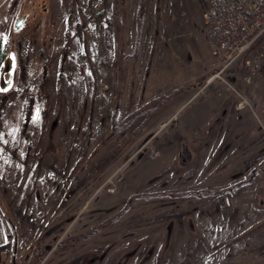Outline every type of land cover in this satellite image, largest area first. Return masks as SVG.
I'll return each mask as SVG.
<instances>
[{
	"label": "rangeland",
	"instance_id": "obj_1",
	"mask_svg": "<svg viewBox=\"0 0 264 264\" xmlns=\"http://www.w3.org/2000/svg\"><path fill=\"white\" fill-rule=\"evenodd\" d=\"M91 1L0 0V51H13L17 62L13 88L0 92V107L6 96L18 94L25 109L34 95L45 100L49 115L33 131L20 130V138L14 128L0 133V264H264V207L258 201L264 199V175L252 185V204L242 193L240 201L216 193L222 180L211 179L210 170L216 175L226 159L219 150L228 152L231 144L218 143L208 155L204 132L192 138L196 129L187 124L206 90L223 87L215 75L222 65L186 92L181 85L172 88V97L146 116H132L161 83L181 80L209 61L203 39L190 41L195 18L189 0L124 5L125 16L139 21L153 42L148 65L134 69L156 77L138 92L121 83L127 53L119 0H109L112 13L85 32L82 9ZM20 5L26 19L14 31ZM161 34H177L179 55L189 60L172 66L174 47L163 43L166 62L155 67ZM228 69L219 74L230 82L235 69ZM193 90L199 92L187 101ZM32 115L38 117V110L24 114L19 126Z\"/></svg>",
	"mask_w": 264,
	"mask_h": 264
},
{
	"label": "crops",
	"instance_id": "obj_2",
	"mask_svg": "<svg viewBox=\"0 0 264 264\" xmlns=\"http://www.w3.org/2000/svg\"><path fill=\"white\" fill-rule=\"evenodd\" d=\"M96 1L100 9L98 11L100 15L98 14L97 19L108 18L109 14L112 13L111 2L109 0ZM126 3L127 0H119L118 2L119 10H123V13L120 14L122 18H119L124 21L123 50L127 53V56H125V58L127 57L126 62L123 64L125 70L122 72L121 83L124 85V89H127V92L145 91L147 90L145 87L146 84H149V81L153 82L156 75L152 78L145 77V74L137 75L134 68L139 65H143L144 67L148 65L151 56L148 55L147 52L153 42L149 41L147 36L143 35L144 29L141 28L139 21L134 22L133 19L125 16L124 5ZM189 4L195 18V20H193L195 27L190 41L194 45L202 38L205 48L208 51V46L202 31L200 10L197 0H189ZM170 39L171 43H168ZM163 43L169 44L171 50L172 47H174L173 56L175 61L172 66H175L176 63L182 65V60H189L187 54L185 59L179 55L183 46L177 34L175 36L172 35V38L161 34L158 36L159 46L156 47L158 57L155 56L153 63L155 67L162 68L161 64L166 62V57L161 53V47L166 45ZM216 63L215 58L210 55L209 61L205 66L199 65L195 71H192L188 76H184L181 80L173 78L171 83H161L160 86L153 89L152 92H149L148 95L145 96V101L147 102L154 95L167 92L169 89L179 85L185 87L183 91H188V88H192L194 83L198 84V80L204 76L203 74L206 75L207 72L211 71ZM244 69L245 66L240 63L234 74L230 76L232 83L244 93L245 100H247L244 105L240 107L237 106L240 98L231 90L226 89L224 85L220 91L217 89L221 87L220 85H218L220 87L214 86V88L207 89L206 95L200 98L194 105L192 114L187 116V124H192L189 127L196 129L191 131L192 138H198L200 135L199 131L202 130V133L204 132L203 138L207 140L205 145L208 147L206 151L208 155H210L212 151L211 148L218 143L222 142L223 145L229 142L231 144L229 146L230 148H228V152H225V150L222 151V149L219 150V153L226 159H222L223 162L221 163L223 164H220L218 167L216 175L214 174L215 168L210 170L209 177L211 179L222 180L217 181L215 185L217 187H213L221 191L219 193L224 192L223 194L226 193V195L230 196L235 201H240L242 197L238 198V194L242 193L241 195L246 196L248 199L247 203L252 204L254 194L252 185H254L253 183L257 176L264 175V165H260L261 162L264 163V128L262 127V125L264 126V83L261 76H254L249 82H245L242 78ZM171 71L176 72V69H172ZM126 84L127 87L125 88ZM195 92V90L191 91V93L187 95L188 98L186 100L188 101L195 96ZM29 97H31L33 101L31 103V110H38V117L32 115L33 117L29 119L26 127L19 126V122L23 120L25 112L22 104L23 100L18 97V94H14L12 97L6 96L4 98L3 107H0V133H6L8 129L14 128L16 130V136L20 138V130L33 131L39 124L43 125L48 122L47 119L49 115L46 111V107H44L45 100L40 96L31 95ZM187 101H184V103ZM28 102L31 101L28 100ZM184 103H179L177 108H180ZM68 105L69 103L66 99L64 106L67 107ZM211 131H215V133L208 134V132ZM5 139L9 140L8 137H5ZM31 141H33V139L29 140V142ZM34 145H36V140H34L31 145L36 148ZM239 147L242 154L239 151ZM31 156L32 155H30V157ZM237 156L240 157L235 159ZM238 163H243V165L232 171L231 168ZM225 164L228 165L225 167ZM262 196H264L263 192ZM258 201L259 205H261L259 207L263 208L264 204L261 202L264 201V199L258 197Z\"/></svg>",
	"mask_w": 264,
	"mask_h": 264
},
{
	"label": "built area",
	"instance_id": "obj_3",
	"mask_svg": "<svg viewBox=\"0 0 264 264\" xmlns=\"http://www.w3.org/2000/svg\"><path fill=\"white\" fill-rule=\"evenodd\" d=\"M203 33L210 54L228 71L250 51L255 52L245 63L248 67L245 81L262 74L264 81V0H199ZM97 3L91 1L83 6L82 31L89 32L95 22ZM256 46L253 47L255 43ZM220 69V70H221ZM220 70L215 73L226 86L240 98L244 94L237 90ZM215 75H210V82ZM243 100V101H242Z\"/></svg>",
	"mask_w": 264,
	"mask_h": 264
},
{
	"label": "water",
	"instance_id": "obj_4",
	"mask_svg": "<svg viewBox=\"0 0 264 264\" xmlns=\"http://www.w3.org/2000/svg\"><path fill=\"white\" fill-rule=\"evenodd\" d=\"M20 14V9L17 12L16 17L13 20V30L18 31L20 30L23 25H24V20L26 17V14ZM16 68V57L15 53L13 51H9L6 53L2 59L0 60V92H5L9 88H11L14 80V72ZM15 240H14V246H13V254L12 256L14 257V252H15ZM46 246V248H48Z\"/></svg>",
	"mask_w": 264,
	"mask_h": 264
},
{
	"label": "trees",
	"instance_id": "obj_5",
	"mask_svg": "<svg viewBox=\"0 0 264 264\" xmlns=\"http://www.w3.org/2000/svg\"><path fill=\"white\" fill-rule=\"evenodd\" d=\"M99 15H100V13H99ZM256 44H258V42L255 43L253 45V47L256 46ZM2 54L3 53H1V51H0V60L2 58ZM173 90L174 89H172L170 91H167L164 94L163 93L162 94L161 93L160 94H157L155 97L149 99L144 104V106L141 107V110L135 112V114L132 115V116L136 117L137 115H140V113H142V114H144L146 116V113L152 112L157 107V105L162 104V101H164V100H166L168 98H171L172 97L171 93L173 92ZM31 107H32L31 102H28L27 105H26V107H25V112H24L25 116H28L29 115V112L31 111ZM219 192H221V191H217L216 190V193H219ZM146 197H150V194H146Z\"/></svg>",
	"mask_w": 264,
	"mask_h": 264
},
{
	"label": "flooded vegetation",
	"instance_id": "obj_6",
	"mask_svg": "<svg viewBox=\"0 0 264 264\" xmlns=\"http://www.w3.org/2000/svg\"><path fill=\"white\" fill-rule=\"evenodd\" d=\"M19 9H21V5L19 6ZM18 11H19V10H18ZM20 12H21V11H20ZM21 14H22V13H20L19 15H21ZM48 245H49V244H47L46 246H48ZM46 246H45V247H46ZM48 248H49V247H48Z\"/></svg>",
	"mask_w": 264,
	"mask_h": 264
},
{
	"label": "bare ground",
	"instance_id": "obj_7",
	"mask_svg": "<svg viewBox=\"0 0 264 264\" xmlns=\"http://www.w3.org/2000/svg\"><path fill=\"white\" fill-rule=\"evenodd\" d=\"M173 117V116H172Z\"/></svg>",
	"mask_w": 264,
	"mask_h": 264
}]
</instances>
